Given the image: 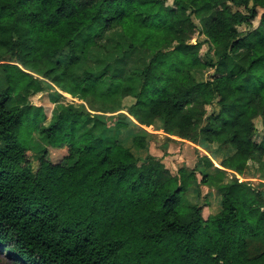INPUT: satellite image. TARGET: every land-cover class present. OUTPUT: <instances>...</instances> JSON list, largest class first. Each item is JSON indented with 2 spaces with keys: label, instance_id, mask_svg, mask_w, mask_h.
<instances>
[{
  "label": "trees",
  "instance_id": "1",
  "mask_svg": "<svg viewBox=\"0 0 264 264\" xmlns=\"http://www.w3.org/2000/svg\"><path fill=\"white\" fill-rule=\"evenodd\" d=\"M171 1L168 8L165 0H0V251L14 261L264 264L262 191L228 179L207 156L197 157L201 168L172 174L156 157H135L123 121L104 136L106 123L73 104L57 106L47 126L34 125L46 144L35 160L18 141L29 116L46 120L29 103L43 87L27 69L42 68L72 98L133 118L136 150L148 149L142 126L159 121L167 135L232 148L221 168L238 176L256 169L264 179V0ZM206 15L203 36L216 59L209 63L199 57L201 42L189 44L194 17ZM104 34L117 55L141 54L142 67L118 76L103 65L97 74L100 58L89 52ZM208 68L210 78L197 80ZM80 118L92 128L77 137ZM48 147L62 151L59 161ZM196 175L220 197L206 217L205 205L193 202Z\"/></svg>",
  "mask_w": 264,
  "mask_h": 264
},
{
  "label": "rangeland",
  "instance_id": "2",
  "mask_svg": "<svg viewBox=\"0 0 264 264\" xmlns=\"http://www.w3.org/2000/svg\"><path fill=\"white\" fill-rule=\"evenodd\" d=\"M165 5L170 8L172 7L171 0H165ZM212 15L194 17V21L196 24V31L190 40L189 44H196L197 42H201L202 46L199 51L200 59L205 62H213L216 59L212 58L211 51L209 50V45L207 41H205V37L203 36V32L205 30L206 25L209 23ZM258 18L253 22V25L256 27L258 24ZM240 30H245V27L242 26ZM100 47L94 48L89 52L90 60L99 59V61L95 62L96 64H101L94 70L97 74L101 71L103 65L110 66L109 72H117L118 76L127 75L129 70L133 67L140 68L144 63V58L141 54L136 53L134 55L125 56L124 54L117 55L116 51L113 49V45L115 44V40H112V37L109 34H104L103 38L99 40ZM128 59V60H127ZM1 64V63H0ZM33 78L39 80L41 82V86L43 87V92L30 96L29 103L36 106L41 107L42 112L46 116V120L41 121V118L38 117L35 121H32V116H29L28 119H25L22 127L18 131V141L25 146L28 147V155L31 156L34 160L44 151L46 144L44 140L38 135L37 129L33 128L34 125L37 126H47L51 119V115L53 110L59 106H68L73 104L74 106L81 108L83 114H87L90 118H96L97 120H102L106 123L107 129L101 134L111 135L114 133V124L117 121H123L127 127L125 131H128L130 135L125 140L124 145L130 148L138 160H142L145 156L151 155L162 160L165 167L172 173L175 174L177 169L181 167H186L189 170L195 168H201L202 166H198L196 164L197 157L199 155L207 156L212 160L214 168L225 171L224 174L230 180L233 178L238 179L241 182H245L246 184L252 186L253 188H259L264 195V179H261V175L258 173L256 169H252L251 171H247L243 176H238L229 170H225L219 166V163L222 159L231 155L232 148H220L216 144H206L203 142L197 141L196 143H191L188 141L181 140L175 136L167 135L162 130V123L156 121L153 126L144 127L143 130L148 133L149 137V145L147 150H136L133 148L131 143V134H136L140 132L137 127V123L133 118H131L126 112L114 113V114H102L99 111V104L91 99L86 100H78L76 98H72L70 95L60 91L58 88L53 86L47 79L43 78L42 68H37L36 70L27 69ZM213 70L211 68L205 69L203 71H198L195 73V77L199 81H205L210 78ZM6 83L2 73L0 72V87H5ZM133 103L132 99H127L125 101V105L129 106ZM15 107V103L13 100L10 101L8 108L11 109ZM206 110L209 113L212 112L211 107H206ZM84 119H77V125L75 127V136L80 137L83 136L88 130L92 128V124L86 125L84 124ZM257 127V135L256 140L261 138L262 134V126L259 120L255 121ZM97 132V130H95ZM49 157L53 162H57L61 159L62 151L52 149L48 147ZM210 178L216 181L215 171L211 168L210 170ZM208 177V176H207ZM197 181L194 183L196 185L195 189H193V202L198 203L200 205H205V209L203 211V216L206 217L207 214H214L219 209L220 205V197L219 194L212 189H209L205 186L199 185L201 180V175H196ZM209 178V177H208ZM198 192L200 195L198 196ZM0 264H24L21 262H16L12 257L0 251Z\"/></svg>",
  "mask_w": 264,
  "mask_h": 264
},
{
  "label": "crops",
  "instance_id": "3",
  "mask_svg": "<svg viewBox=\"0 0 264 264\" xmlns=\"http://www.w3.org/2000/svg\"><path fill=\"white\" fill-rule=\"evenodd\" d=\"M212 161V160H211Z\"/></svg>",
  "mask_w": 264,
  "mask_h": 264
}]
</instances>
